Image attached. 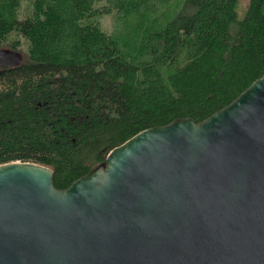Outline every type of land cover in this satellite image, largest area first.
<instances>
[{
  "label": "trees",
  "instance_id": "1",
  "mask_svg": "<svg viewBox=\"0 0 264 264\" xmlns=\"http://www.w3.org/2000/svg\"><path fill=\"white\" fill-rule=\"evenodd\" d=\"M237 3L0 0V48L22 53L0 69V163L62 189L139 130L227 104L264 70V0Z\"/></svg>",
  "mask_w": 264,
  "mask_h": 264
},
{
  "label": "water",
  "instance_id": "2",
  "mask_svg": "<svg viewBox=\"0 0 264 264\" xmlns=\"http://www.w3.org/2000/svg\"><path fill=\"white\" fill-rule=\"evenodd\" d=\"M22 53L0 48V68ZM0 264H264V70L199 122L139 130L67 187L0 163Z\"/></svg>",
  "mask_w": 264,
  "mask_h": 264
},
{
  "label": "rangeland",
  "instance_id": "3",
  "mask_svg": "<svg viewBox=\"0 0 264 264\" xmlns=\"http://www.w3.org/2000/svg\"><path fill=\"white\" fill-rule=\"evenodd\" d=\"M248 1L249 0H238L237 6H236V14H237V19L238 20L244 17ZM27 8L25 7V9H24L26 13H28V11H29V10H27ZM113 22H114V19L112 17H110V16H104L101 19L102 26L105 29H108V30L113 28ZM231 31L232 32L235 31V25H232ZM21 44H22L23 50H25V47H24L25 43L23 42V39H21ZM101 162H98L95 165H97V164H99Z\"/></svg>",
  "mask_w": 264,
  "mask_h": 264
},
{
  "label": "bare ground",
  "instance_id": "4",
  "mask_svg": "<svg viewBox=\"0 0 264 264\" xmlns=\"http://www.w3.org/2000/svg\"><path fill=\"white\" fill-rule=\"evenodd\" d=\"M98 4V3H97ZM100 4V3H99ZM104 5V4H103ZM96 6V5H95ZM107 6V5H106ZM100 7V6H99ZM104 8V7H103ZM21 17V16H20ZM86 21V20H85ZM16 33V32H15ZM9 40V39H8ZM11 41V40H10Z\"/></svg>",
  "mask_w": 264,
  "mask_h": 264
},
{
  "label": "flooded vegetation",
  "instance_id": "5",
  "mask_svg": "<svg viewBox=\"0 0 264 264\" xmlns=\"http://www.w3.org/2000/svg\"><path fill=\"white\" fill-rule=\"evenodd\" d=\"M1 69V68H0Z\"/></svg>",
  "mask_w": 264,
  "mask_h": 264
}]
</instances>
